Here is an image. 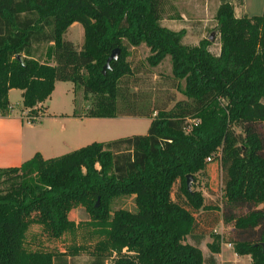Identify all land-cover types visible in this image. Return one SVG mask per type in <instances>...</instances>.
Instances as JSON below:
<instances>
[{
  "label": "trees",
  "instance_id": "obj_1",
  "mask_svg": "<svg viewBox=\"0 0 264 264\" xmlns=\"http://www.w3.org/2000/svg\"><path fill=\"white\" fill-rule=\"evenodd\" d=\"M165 1L0 0V115L9 110V90L19 89L34 123L55 83L68 81L92 97L75 116L150 119L144 135L93 141L48 159L37 152L20 166L0 167V264H73L84 250L86 264H218L219 205L186 185L188 174L214 177L217 162L228 207L248 209L223 217L238 232L234 252L264 264V13L236 16L231 0H220L213 54L209 40L188 46L185 30L161 24ZM73 23L83 29L80 48L65 39ZM141 45L149 69L169 58L183 99L169 92L152 100L131 88L141 70L130 49ZM114 49L118 58L103 73ZM124 196H133L135 211L112 210ZM79 206L88 220L69 218ZM34 225L46 241L71 242L49 248ZM254 233L255 240L240 238ZM79 235L87 242L77 243ZM206 235L213 241L204 257Z\"/></svg>",
  "mask_w": 264,
  "mask_h": 264
},
{
  "label": "rangeland",
  "instance_id": "obj_2",
  "mask_svg": "<svg viewBox=\"0 0 264 264\" xmlns=\"http://www.w3.org/2000/svg\"><path fill=\"white\" fill-rule=\"evenodd\" d=\"M231 3L233 4L236 16H241L243 14L254 16L262 15L264 13V0H231ZM219 4L220 0H166L162 5L161 24L173 30H185L182 41L188 46L198 45L203 39L209 40L210 52L218 54L220 43L215 15ZM211 36L212 39L210 40ZM65 39L72 41L77 48H80L83 42L82 26L78 23L77 25L70 27L65 34ZM148 55L149 49L145 45L130 49L129 61L132 65L139 67L141 70L139 73L141 81L135 82L136 84L132 82L133 86H131V88H134V91L138 90V92H141L147 98L150 97L152 100H159L158 97L162 98L164 94L167 95L169 92L175 94L176 100L183 99L184 96L173 87L169 58L158 66L149 69L147 63L145 65L146 57ZM38 57L42 59V53L39 54ZM51 64H53V62H51ZM146 67L150 72L144 71V68ZM20 93L21 90L15 89L10 94L11 104H9V110H12V115H16L14 117H22L23 121L27 124L26 119L23 116L24 110L21 112L24 107L22 105V96ZM91 99L92 97L90 95H85L83 93L81 87H76L74 90L73 83L68 81H58L55 91L45 103L48 108L43 111L42 116L47 112H57L61 114L76 111L78 114L84 113V111L87 110V107H90ZM172 105L173 102L170 104L169 108ZM20 115L22 116L20 117ZM42 116L35 121L36 124H39ZM25 123L24 125H26ZM62 124H66L68 137L74 136L75 134L77 135L79 138L77 142L80 143L78 148H80L93 141H109L131 135H144L147 133L150 119L143 117H77L71 119L70 123L69 121L67 123L63 121ZM36 126L37 125H35V127ZM235 130L240 132L239 128H236ZM213 172L214 177H210V175L209 177H206L196 174L195 179L191 181V188L200 190L205 197L206 203H218L219 205L222 220L216 225L214 234L220 236V248L224 244L222 252L218 256L220 264H246L247 260L243 257H238L234 252V242L238 241V232L234 230L233 221L224 222L223 217L229 213H231V215L246 213L248 209L242 207H228V204L223 197V173L219 162H217V167ZM174 192L175 187L172 189L173 194ZM119 208L135 211L136 208L133 196L115 198L112 202V210ZM69 218L76 222H81L88 220V214L84 208L79 206L70 212ZM31 232L37 234L40 233L43 236L41 238L45 240L44 235L41 233L40 226H32ZM82 234L84 235L86 232H82ZM80 237L81 235H79L77 243L82 244L83 242H87L86 237V239ZM257 237L258 233L240 236V238H251L252 240H255ZM212 241L213 237L206 235L200 243V249L206 257L210 254L207 244ZM70 242L71 240L69 236H65L60 240H45V244H47L49 248L56 247L59 250H64L65 246L69 245ZM92 242L93 240L89 241L88 239V244L86 246H88L89 250L93 246ZM185 242L189 243L191 242V239L187 237ZM88 252L89 251L85 250L81 251L72 259V263H88V261L91 260V256Z\"/></svg>",
  "mask_w": 264,
  "mask_h": 264
},
{
  "label": "crops",
  "instance_id": "obj_3",
  "mask_svg": "<svg viewBox=\"0 0 264 264\" xmlns=\"http://www.w3.org/2000/svg\"><path fill=\"white\" fill-rule=\"evenodd\" d=\"M77 24L73 23L70 27ZM57 82L55 83L54 91ZM14 90L15 89H10L8 92L10 104V94ZM54 91H52L51 94H53ZM47 100L38 104L42 111H45V109L48 108V106L45 105ZM23 110L25 112L24 108L21 112ZM73 112L61 114L57 112H47L42 116L39 124H36L35 122H27L26 124L21 117L22 115H20L21 118L14 117L16 115H12V110H8L4 115H0V167L20 166L24 161L30 159L37 152L40 153L43 158L48 159L63 155L65 152L68 153L72 149L78 148L80 143H78L77 140L79 138L76 134L68 137L66 124H62L63 121L66 123L69 121L70 123L73 118L84 117L75 116L73 115ZM22 121L26 125H24ZM35 125L37 126L35 127ZM223 247L224 244L222 245L220 252L214 255L218 264H220L218 256L222 252ZM238 257L245 258L247 260L246 264H250L251 258L249 255H238Z\"/></svg>",
  "mask_w": 264,
  "mask_h": 264
},
{
  "label": "water",
  "instance_id": "obj_4",
  "mask_svg": "<svg viewBox=\"0 0 264 264\" xmlns=\"http://www.w3.org/2000/svg\"><path fill=\"white\" fill-rule=\"evenodd\" d=\"M211 39H212V36L210 37V40ZM118 55H119V49L112 50V52L110 53V55L108 56V58L106 60L105 65L102 68V72L103 73H105V71L110 68V61L111 60H116L118 58ZM192 179L193 178H192V176L190 174H188L186 176V185H187L188 190H191V181H192ZM97 205H98V200H97L96 206Z\"/></svg>",
  "mask_w": 264,
  "mask_h": 264
},
{
  "label": "built area",
  "instance_id": "obj_5",
  "mask_svg": "<svg viewBox=\"0 0 264 264\" xmlns=\"http://www.w3.org/2000/svg\"><path fill=\"white\" fill-rule=\"evenodd\" d=\"M23 116L26 119V122L31 123V120L32 119L27 115V112L26 111L23 113ZM208 160H209V158H208Z\"/></svg>",
  "mask_w": 264,
  "mask_h": 264
}]
</instances>
